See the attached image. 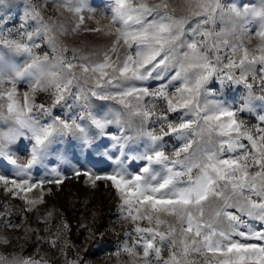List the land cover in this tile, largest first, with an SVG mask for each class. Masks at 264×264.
<instances>
[{
  "label": "snow or ice",
  "instance_id": "snow-or-ice-1",
  "mask_svg": "<svg viewBox=\"0 0 264 264\" xmlns=\"http://www.w3.org/2000/svg\"><path fill=\"white\" fill-rule=\"evenodd\" d=\"M183 4L186 14L177 17L167 0H108V25L87 30L108 36L109 44L78 59L79 50L68 58L67 49L56 43L55 33L68 29L45 21L32 0H25L18 18L0 15V166L15 169V178L0 175V182L16 195L41 189L39 199L24 198V211L30 212L43 203L45 185L63 183L57 168L38 180L31 175L54 151L55 138L73 136L81 147L86 143L97 151L111 144L115 151L106 154L114 160L112 171L83 174L93 187L104 180L118 194L121 217L132 224L117 255L127 253L134 258L131 264H264V115L252 126L242 119L253 100L264 102V0L259 6L243 0L240 5L224 0ZM61 6L75 18L73 33L84 24L82 13L93 11L86 0H64ZM8 8L7 0H0V11ZM226 17L231 28L217 31V22ZM253 27L258 43L250 50L243 38L251 42ZM42 44L52 56L38 53ZM149 81L159 83L153 87ZM214 81L218 88L212 87ZM257 82L260 96L254 94ZM231 84L246 89L239 107L217 96ZM39 93L48 94L50 103H37ZM93 97L121 108L103 112L104 105H94ZM58 106L72 115H59ZM125 113L141 118L136 138H146L142 152L128 147L134 138L127 135ZM154 125L159 133L148 130ZM166 137L176 141L170 153ZM24 141L29 158L18 163L10 149L27 150ZM116 152H136L131 159L142 166L130 171L132 165L124 162L129 157ZM5 226L21 227L11 221ZM57 227L56 238L44 243L64 253L57 241L70 226ZM9 243L0 238V244ZM0 264L48 262L0 254ZM64 264L85 261L65 254Z\"/></svg>",
  "mask_w": 264,
  "mask_h": 264
},
{
  "label": "rangeland",
  "instance_id": "rangeland-1",
  "mask_svg": "<svg viewBox=\"0 0 264 264\" xmlns=\"http://www.w3.org/2000/svg\"><path fill=\"white\" fill-rule=\"evenodd\" d=\"M9 8L0 11V15L7 13V19L18 18L23 15L25 0H7ZM88 6L93 9L89 12L85 10L82 14L85 16L84 24L81 28L73 33L71 28L74 26L75 18L73 14L67 11L63 5L64 0H32L33 4H37L42 9V15L45 21L55 22L56 24H62L68 29L67 34L56 32V43L59 49H67L65 55L68 58L72 57V50L77 49L79 55H94L99 53L105 45L109 44L110 38L101 33L90 32L87 29L96 27H106L109 21L105 18V10L107 8L108 0H86ZM150 3H158L160 0H149ZM170 5L169 11L175 9L174 14L179 17L185 15L183 0H167ZM225 4L234 3L241 4V0H224ZM260 0H243V4L259 6ZM99 21V24L97 23ZM224 28L226 31L231 28L227 17L224 22H217V31ZM255 27L252 29V40L249 42L247 37H244L245 45L250 49H255L258 43L255 37ZM232 39L231 36L227 37ZM40 41H38L39 43ZM42 51L38 50V53L43 56L44 52H47L49 56L53 53L51 49L42 44ZM223 54V52L221 53ZM226 62V61H225ZM239 72L237 71V75ZM251 82V77H249ZM83 83V81H81ZM149 83L155 87L158 81H149ZM91 87V84L86 85ZM212 87L218 88V82L214 81ZM26 90V84L21 85L19 89V96L22 99L23 92ZM246 89L243 85L231 84L224 89H220L217 92L219 98L234 103L237 107L240 106L242 96L246 95ZM254 94L260 96L262 93L259 90L258 82L257 87L254 88ZM94 105H104L103 112H109L110 110H118L121 108L115 101H97L92 98ZM36 102H47L48 94L39 93L36 97ZM68 104L72 103V99L67 100ZM61 116H71L72 112H69L67 108H60L59 106L55 110ZM79 109H73V112H78ZM103 114V113H101ZM264 115V102L259 100L252 101V110L245 112L242 119L245 120L248 126H252L258 123L257 117ZM123 119L128 121L126 125L127 135L133 137L128 144V147L139 148V151H144V143L146 138H136V128L140 124V117L135 115L124 114ZM118 126L113 124L111 128L115 130ZM155 129L159 133V125L150 126L149 131ZM19 143V142H18ZM105 143H108L105 140ZM165 143L169 145V153L171 145L175 144L174 139L165 138ZM245 143H247L245 141ZM27 145V150L23 147L19 151L16 150V146H11V151L14 158L18 160V163H26L29 158L30 145L27 141H24ZM52 151L45 159L42 165H38L32 169L31 175L35 180L40 177L51 174L52 168H57L64 176L63 182H68L66 190L62 191L59 186L45 185L43 188V203L37 204L32 211H24L28 206L24 202V198L39 199L41 196V189H34L32 192L24 193L20 192L18 195L10 193L5 190V186L0 182V213L5 215L0 216V238L10 241L9 244H0V254L11 257L12 255H21L24 257H34L37 259L44 258L48 264H64V255L66 254L70 259H74L77 256L82 257L85 264H131L133 257L128 256L127 253L120 252L117 255V250L120 249L126 239V231L132 227L130 221H125L121 217L120 209L118 207L120 201L118 194L109 186L105 185L102 189L99 187L96 181L95 187L92 182L89 181L88 176L83 173L88 172L91 174L105 175L112 171L114 165L113 158L109 157L106 153L109 151H115V149L109 144L107 149L101 148L97 151L95 148H91L89 144H84L81 147V141L73 136L57 137L51 146ZM67 149V152H65ZM136 152H116L117 156L123 158L128 156L129 159L125 160V165H132L129 170L137 169L138 166H142L140 161L133 163L132 156L136 155ZM79 170L82 178V191L81 194L78 189L73 185L71 179L77 177L75 171ZM15 169L13 166L5 164L0 166V175H5L9 179L15 178ZM80 176V175H79ZM9 187H12L9 185ZM61 201H66L68 209L78 217L79 225L74 231L70 233L69 229L64 230V235L57 241L60 247L65 249L64 253H61L58 249L52 248L50 245L45 244L46 239H55L58 232V225L61 223H67V219L63 210L60 207ZM7 205V209L5 206ZM105 216L104 230L99 235H96L95 223L99 221L102 213ZM48 213H52L51 217H48ZM27 221L24 223V221ZM45 220L48 221L45 224ZM11 221L13 225H21L19 228L6 227V223ZM146 224V222H144ZM254 226L259 227L257 222L250 221ZM25 229L34 231L25 232ZM91 230V232L89 231ZM94 233V236L92 235ZM37 234L39 239L37 238ZM134 235V233H133ZM142 256V249L140 250ZM164 255L167 256V250L164 251ZM139 264V262H138Z\"/></svg>",
  "mask_w": 264,
  "mask_h": 264
},
{
  "label": "trees",
  "instance_id": "trees-1",
  "mask_svg": "<svg viewBox=\"0 0 264 264\" xmlns=\"http://www.w3.org/2000/svg\"><path fill=\"white\" fill-rule=\"evenodd\" d=\"M82 178L83 176L80 175L77 177V182H75V179H71V182L73 183V185L78 189V192L81 194V191H82ZM68 182H63L61 185H60V188L62 189V191L66 190V185H67ZM98 185L99 187L97 189H102L105 185V182H98ZM103 190V189H102ZM60 207L61 209L63 210V213L65 214L66 216V219H67V222H68V225L70 226V233H74V231L76 230V228L78 227L79 225V221H78V217L76 215H74V213L72 211H70L68 209V206H67V203L66 201H61V204H60ZM105 212L102 213V215L100 216V219L99 221H97L95 223V233L96 235H99L101 233V231L104 230V219H105V216L104 215Z\"/></svg>",
  "mask_w": 264,
  "mask_h": 264
}]
</instances>
